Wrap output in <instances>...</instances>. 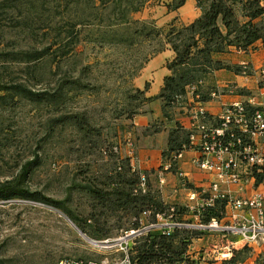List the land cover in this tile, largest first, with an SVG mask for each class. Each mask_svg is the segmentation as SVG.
Returning <instances> with one entry per match:
<instances>
[{"label":"rangeland","instance_id":"rangeland-1","mask_svg":"<svg viewBox=\"0 0 264 264\" xmlns=\"http://www.w3.org/2000/svg\"><path fill=\"white\" fill-rule=\"evenodd\" d=\"M179 1L0 0V49H29L39 57L27 66L0 69L5 83L24 82L39 95L33 102L0 93L6 95L0 100V183L39 157L26 185L32 198L0 201V264H58L65 259L113 264L123 256L120 239L127 243L129 258L135 257L151 230L145 227L172 222L164 216L153 220L148 212L161 201L151 181L142 186L140 180L131 196L137 202L120 207L126 198L119 195L124 191L119 175L125 159L121 148L133 145L139 134L132 133L131 123L143 97L133 80L152 54L170 41L180 42L175 35L167 37L182 27L178 19L164 17L165 6L175 13ZM196 62L190 61L188 69ZM159 73L158 66L155 76ZM200 80L203 90L212 87L210 77ZM194 154L195 159L201 155L186 150L181 159ZM195 170L201 178L210 177ZM189 220L177 216L175 221L191 225ZM135 222L139 230L125 238ZM152 229L163 234V227ZM169 231H174L177 254L158 264L217 263L211 251L195 249L198 230ZM180 239L188 240L185 251L178 246Z\"/></svg>","mask_w":264,"mask_h":264},{"label":"trees","instance_id":"trees-1","mask_svg":"<svg viewBox=\"0 0 264 264\" xmlns=\"http://www.w3.org/2000/svg\"><path fill=\"white\" fill-rule=\"evenodd\" d=\"M186 1L180 0L174 8L175 12L184 6ZM195 2L197 9L200 11V16L190 25L182 26L179 31H176L173 26V29L167 34V37L175 35V40L180 39L178 44L175 41H170L166 44L167 47L165 48H169L173 58L166 63L169 75L164 79L163 87L157 97L163 103L164 118L169 121L171 119L168 109L175 107L189 89L194 88V95H198L200 101L206 102L209 99L213 87L203 90L200 85L203 81L200 80L201 78L208 76L211 80L213 72L230 69V67L216 61L213 58L214 55L226 53L230 48L243 52L254 50V45L258 42L261 43L264 49V0H196ZM165 8L168 14L174 13L171 12L170 5L165 6ZM159 52L161 51L154 52L155 54H152L145 63ZM38 58L37 52H30L29 49L7 50L3 48L0 49V69L1 66L4 69L6 66L11 65L26 64L27 66L32 60ZM195 60L197 62L193 64L192 69H188L189 62ZM234 71L241 72L238 68H234ZM261 75L262 81L259 84V88L264 87V69ZM197 83H200V87ZM135 90L138 95L143 97V104L154 99L145 98L144 91ZM10 92L28 101L36 102L39 98V95L28 88L24 82L9 81L5 83L0 78V93L8 94ZM5 96L0 95V100H4ZM141 107L135 110L133 118L139 114L138 111ZM206 116L209 126L216 127V120L208 115ZM82 126H84V123H82ZM190 134L191 131L189 129H185L178 123L173 124V128L169 131L167 149L162 153V165L159 171H164V167L168 165V171L177 174L178 160L176 157L184 151L192 149L189 142ZM123 162L121 167L122 174L119 175V178L123 183L124 191L120 192L119 195L124 196L126 200L120 207H123L127 202H137L131 196L138 188L140 180L143 186L151 181L149 174L135 170L130 165L128 158H125ZM38 165L39 157L35 155L21 165L15 176L4 183H0V201L7 202L15 199L32 198L33 195L28 191L26 185L33 169ZM254 177L257 183L263 180L264 168L260 173H256V169H254ZM142 178H144V181H142ZM178 178L180 179V184L185 187L187 182L180 177V174ZM152 187H154L153 184ZM150 190V184H147L148 194H150ZM151 206L153 210H147L151 213L153 220H155L156 215H161L171 219L172 222L181 223L175 221L176 217L181 216L185 212L178 207L165 205L162 200L160 203H152ZM226 207V199H217L213 205L204 206L202 210H197L195 214L199 216L202 224H207L212 219L221 220L225 216ZM147 210L142 213L147 212ZM77 226L84 237L93 239V236L86 232L82 226ZM132 228L130 231L139 230V223L135 222ZM154 232V229L148 232L144 245L136 250L137 254L135 257H130L131 264H158L165 256L177 254L173 250L175 237L172 234L174 231L173 233L169 232L168 235ZM200 235V231H195L193 239L199 238ZM187 242L188 240L186 239H180L178 246H180L182 251H185ZM250 252V249L245 246L241 251L235 252L224 264L242 263ZM241 256L242 259H240Z\"/></svg>","mask_w":264,"mask_h":264},{"label":"crops","instance_id":"crops-1","mask_svg":"<svg viewBox=\"0 0 264 264\" xmlns=\"http://www.w3.org/2000/svg\"><path fill=\"white\" fill-rule=\"evenodd\" d=\"M186 7L187 11L182 12ZM175 13L172 15L173 13L165 12L164 17L169 21L177 18V24L180 26H188L200 16L195 0H187L184 6ZM172 58V52L169 48H165L148 60L134 78L133 87L144 91L145 98L154 99L144 103L138 111L139 114L133 118L132 133L135 135L138 131L139 134L135 135L136 139L133 145L128 142L121 148V151L124 154L123 158H128L130 165L135 170L149 174L151 182L161 193V200L165 205L183 209L185 212L179 216L181 220L184 221L189 218L191 225H198L201 222L195 214L196 206L201 203L203 198L211 194L212 184H218L219 191L233 199L253 196L255 193H259L261 189L253 183L236 186L221 183L215 174L204 171L201 172L203 174L209 173L210 177H207V180L201 178V173L195 170L196 154L178 161L177 174L159 171L162 165V153L167 149L169 131L173 128L174 123L190 130L194 111L200 105L212 119H217L226 106L235 102H247L249 99H254L255 106L258 108H264V87L259 88L262 81L261 73L264 69V49L258 42L254 45V50L243 52L230 48L226 53L214 55L213 58L216 61L223 63L230 69L213 72L211 75L213 91L206 102L200 101L199 96L194 95V88L189 89L175 107L168 109L171 119L169 121L164 118L163 103L157 97L163 87L164 79L169 75L166 63ZM158 66L160 73L155 76ZM234 68L240 69L241 72H235ZM178 173L187 182L185 187L180 184ZM187 209L188 211H186ZM231 214V209L226 207L225 216L221 222H226V217ZM200 233L199 238L195 239V249L197 251H201V249L211 251L210 256L217 262L214 264H221L223 257L225 261L229 260L235 252L241 251L246 246L245 242L238 236L212 232L202 234V231ZM210 243L212 248L209 246ZM247 247L251 252L246 260L239 264H264V244ZM221 256L223 257L221 258ZM203 262H205V257Z\"/></svg>","mask_w":264,"mask_h":264},{"label":"built area","instance_id":"built-area-1","mask_svg":"<svg viewBox=\"0 0 264 264\" xmlns=\"http://www.w3.org/2000/svg\"><path fill=\"white\" fill-rule=\"evenodd\" d=\"M206 115L204 108L201 105L198 106L194 111L193 121L190 125L189 142L192 147L190 150L198 151L202 155L194 161V164L201 171L215 174L221 183L234 185L253 183L260 187V192L247 198L233 199L229 195L221 193L219 185L215 183L211 186V194L203 198L196 208L200 211L204 206L213 205L217 199H226L227 207L232 211V214L226 217V222L212 219L207 224L186 225L156 221L155 224L145 228L163 227V234L168 235L169 230L175 227H191L202 232L238 236L246 246H260L264 244V179L257 183L254 169H256V173H260L264 168V108L255 106L254 99L232 103L226 106L222 114L215 119L216 127L209 126ZM181 154L176 157L178 161L181 159ZM168 169V165L164 167V171H168ZM156 217L162 221L163 216L156 215ZM197 217L199 216L197 215ZM133 234H135L134 231L126 235L125 238ZM124 240H119V251L123 254L122 259L113 264H131L127 254V243ZM58 264L109 263L107 261L97 263L65 259Z\"/></svg>","mask_w":264,"mask_h":264},{"label":"water","instance_id":"water-1","mask_svg":"<svg viewBox=\"0 0 264 264\" xmlns=\"http://www.w3.org/2000/svg\"><path fill=\"white\" fill-rule=\"evenodd\" d=\"M91 243H94V242H91ZM95 244V243H94Z\"/></svg>","mask_w":264,"mask_h":264}]
</instances>
